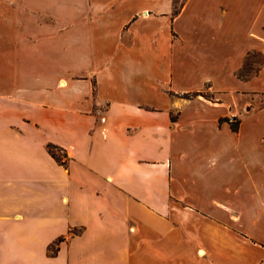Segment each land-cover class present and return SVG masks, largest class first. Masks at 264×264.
<instances>
[{
	"label": "crops",
	"instance_id": "obj_1",
	"mask_svg": "<svg viewBox=\"0 0 264 264\" xmlns=\"http://www.w3.org/2000/svg\"><path fill=\"white\" fill-rule=\"evenodd\" d=\"M177 2L0 0V264H264V0Z\"/></svg>",
	"mask_w": 264,
	"mask_h": 264
},
{
	"label": "trees",
	"instance_id": "obj_2",
	"mask_svg": "<svg viewBox=\"0 0 264 264\" xmlns=\"http://www.w3.org/2000/svg\"><path fill=\"white\" fill-rule=\"evenodd\" d=\"M234 130H237V126H233ZM49 152L50 154L56 159V161L62 165H66L67 163V159H64L66 157V155L64 154V152H62L60 149H58V147L50 145L49 146ZM54 246L50 247L49 252L50 254H54L56 253V250H54Z\"/></svg>",
	"mask_w": 264,
	"mask_h": 264
},
{
	"label": "rangeland",
	"instance_id": "obj_3",
	"mask_svg": "<svg viewBox=\"0 0 264 264\" xmlns=\"http://www.w3.org/2000/svg\"><path fill=\"white\" fill-rule=\"evenodd\" d=\"M182 4H183V0H178V2H177V5H176V11H178L179 10V7H181L182 6ZM251 59V61H252V63L256 60V62H261V58H255V57H252V58H250ZM242 74H244V75H246V76H251L252 74H253V71H251V72H248V71H245L244 73H242ZM198 95H200V93H193L192 94V96H198ZM209 96H211L210 94H208Z\"/></svg>",
	"mask_w": 264,
	"mask_h": 264
},
{
	"label": "built area",
	"instance_id": "obj_4",
	"mask_svg": "<svg viewBox=\"0 0 264 264\" xmlns=\"http://www.w3.org/2000/svg\"><path fill=\"white\" fill-rule=\"evenodd\" d=\"M102 121H105V119L103 118ZM65 159H67V157Z\"/></svg>",
	"mask_w": 264,
	"mask_h": 264
}]
</instances>
